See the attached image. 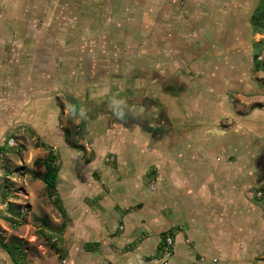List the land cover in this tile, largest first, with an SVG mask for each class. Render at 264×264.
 <instances>
[{
	"label": "crops",
	"instance_id": "1",
	"mask_svg": "<svg viewBox=\"0 0 264 264\" xmlns=\"http://www.w3.org/2000/svg\"><path fill=\"white\" fill-rule=\"evenodd\" d=\"M253 4L0 0V95L23 103L22 121L56 159L57 191L61 145L84 165L64 182L72 199L64 264H264V205L255 195L264 192L256 176L264 171V65L247 19ZM143 28L167 42L152 39L149 51L166 60L146 77L178 76V93L151 82L140 89L131 76ZM120 44L136 57L130 82ZM216 76L235 84L223 92ZM9 108L0 105V126L10 124ZM166 234L175 247L165 263Z\"/></svg>",
	"mask_w": 264,
	"mask_h": 264
},
{
	"label": "rangeland",
	"instance_id": "2",
	"mask_svg": "<svg viewBox=\"0 0 264 264\" xmlns=\"http://www.w3.org/2000/svg\"><path fill=\"white\" fill-rule=\"evenodd\" d=\"M262 11H264V0H254L247 18L249 22L251 16H258ZM138 16H140V22L148 20L145 19L146 14H139ZM130 17V15L124 16L123 19L126 20L123 22L124 26H129V23H132ZM155 20L159 19L155 18ZM259 23L264 25L263 19ZM250 26L253 32V40L258 41L255 44V51L258 54L256 61L264 65V27L256 31L252 24ZM111 32H121L123 35H130L132 30L128 28L124 31ZM133 32L136 31L133 30ZM137 33L139 43L142 46H139L138 65H133L136 70L133 75L129 72L130 69L128 68H131L130 60L135 59L136 61V57L127 56L126 52H124V50L129 51L130 47L121 44L116 46L119 47V50L123 51L124 55L120 63L123 80L130 82L131 79L135 80L130 77V74L131 76L138 75L140 89H148L151 82V86L157 83L162 88L166 89L169 87L178 93L179 87H184V85L180 84L178 76L168 77L165 72H159L160 74L153 73V76L146 77L148 69L153 70V63H156L155 67L158 69L162 65L161 62L166 60V56L161 55L162 52L154 55L148 49L149 44L153 42L152 39H157L160 46L164 45L163 47H166L167 42L163 40L165 36L163 31L143 28L142 30L139 29ZM116 47L113 48L115 52ZM168 54L170 55L171 53L168 52ZM254 64L255 62L252 61V65ZM169 65L167 64L165 68L169 69L172 66L171 64ZM136 66L137 68H135ZM206 71L209 70L207 69ZM126 72L130 74H126ZM219 77L217 78L216 76V79H212L217 89H222L223 92L227 88L232 89V85L235 83L227 82L222 84L219 81ZM261 77H264V74ZM261 79L264 81V78ZM143 94L129 93V96L136 95L132 97H138V95L143 96ZM15 96L14 94L0 95V105H5V111L9 113L7 108L8 106L11 107V109L9 108L10 124L5 125V127L0 126V264H15L2 245L18 246L19 250L23 253L21 260L25 264H64L67 254L65 235L68 228L65 206L69 210L72 203V199L67 192V185L64 182H68L73 173L84 170V165L77 158L71 156V149L63 148L59 143L61 145L58 150L61 162L59 178L62 181L58 187L59 193L57 190L49 193L43 182V177L46 173L44 161H46L50 152L44 146L43 140L38 135V131L22 121L23 103L19 101L18 96ZM125 97L128 96L125 95ZM5 98L7 102H1ZM207 110L210 115L218 114L216 108L209 107ZM3 112L0 111V114ZM42 117L45 119L46 114H43ZM44 127L43 124L37 128L41 130ZM71 133L75 134L73 131ZM11 139L15 141L14 146H8V142ZM76 155L80 154L76 153ZM85 158L90 159L89 152H86ZM51 164L53 163L51 162ZM256 176L257 178H263L264 171H257ZM245 177L246 179L248 178L247 175ZM255 192L257 201L264 205V192H260V190H256ZM58 194L61 195V198H59ZM87 197L91 199V197ZM91 210L95 211L93 207H91ZM44 223H48V225L46 226ZM242 224L244 227L246 226V223ZM63 227L64 230H62Z\"/></svg>",
	"mask_w": 264,
	"mask_h": 264
},
{
	"label": "trees",
	"instance_id": "3",
	"mask_svg": "<svg viewBox=\"0 0 264 264\" xmlns=\"http://www.w3.org/2000/svg\"><path fill=\"white\" fill-rule=\"evenodd\" d=\"M263 19L264 22V11L260 13V15L255 16L253 15L251 18V24L254 26L255 30L258 31L259 29H263L264 25H262L260 20ZM262 66L261 64L257 63V67ZM80 150H84V148L79 147ZM1 151V148H0ZM51 162L53 164H51ZM44 166L46 168V173L43 177V182L46 186V189L49 193H52L57 188V178H58V169L55 166V157L50 153L46 161H44ZM44 225H48V223H44ZM65 227V226H64ZM64 227L62 230H64ZM1 244V243H0ZM7 254L11 257L15 264H25L22 262L21 258L23 253L19 250L18 246H8L2 245Z\"/></svg>",
	"mask_w": 264,
	"mask_h": 264
},
{
	"label": "built area",
	"instance_id": "4",
	"mask_svg": "<svg viewBox=\"0 0 264 264\" xmlns=\"http://www.w3.org/2000/svg\"><path fill=\"white\" fill-rule=\"evenodd\" d=\"M15 141L11 139L8 146H14ZM174 234H166L163 243L160 245V257L166 263L174 254L175 239Z\"/></svg>",
	"mask_w": 264,
	"mask_h": 264
},
{
	"label": "flooded vegetation",
	"instance_id": "5",
	"mask_svg": "<svg viewBox=\"0 0 264 264\" xmlns=\"http://www.w3.org/2000/svg\"><path fill=\"white\" fill-rule=\"evenodd\" d=\"M149 104H152V103H149ZM148 107H151L150 105Z\"/></svg>",
	"mask_w": 264,
	"mask_h": 264
}]
</instances>
